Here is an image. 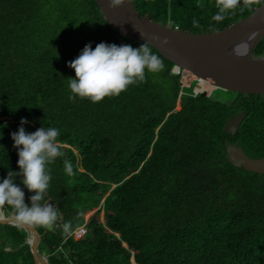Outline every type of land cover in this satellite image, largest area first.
Listing matches in <instances>:
<instances>
[{"label": "trees", "instance_id": "16d2710c", "mask_svg": "<svg viewBox=\"0 0 264 264\" xmlns=\"http://www.w3.org/2000/svg\"><path fill=\"white\" fill-rule=\"evenodd\" d=\"M132 2L152 21L204 34L247 17L264 0H241L222 21L212 19L216 0ZM102 42L143 44L117 33L94 0H0V182L20 171L11 134L22 119L28 133L57 128L66 145L48 166L42 203L61 216L51 228L34 226L39 254L48 264H264V174L229 157L230 147L264 156V95L224 91L227 103L193 95L152 48L164 68L146 71L144 82L97 103L69 100V63L85 45L94 50ZM252 54L264 55V36ZM207 88L199 80L195 90ZM239 112V127L224 131ZM21 179L15 182L30 206L34 193ZM100 203L103 221L95 213L84 237L65 235V222L74 231ZM27 238L22 227L0 223V264H34Z\"/></svg>", "mask_w": 264, "mask_h": 264}, {"label": "clouds", "instance_id": "9594fccd", "mask_svg": "<svg viewBox=\"0 0 264 264\" xmlns=\"http://www.w3.org/2000/svg\"><path fill=\"white\" fill-rule=\"evenodd\" d=\"M249 2L250 0H245V3ZM108 3L110 8H117L125 0H108ZM240 3L241 0H216L218 11L212 19L222 21ZM166 43V40L161 41V46ZM68 67L75 72V79H67L71 92L69 100L78 97L97 103L105 97L118 96L130 85L144 82L146 71H161L164 63L159 55L153 53L148 43L133 48L127 44L117 46L102 42L94 50L90 44L85 45ZM26 123L22 119L21 126L11 134L13 147L18 149L17 165L20 171L9 170L6 178L0 182V216L13 217L19 225L51 228L56 225L61 213L53 204L42 201L52 179L48 166L62 155L58 141L60 131L55 127L41 126L34 133H28L23 127ZM65 168L66 171H71L67 162ZM16 177H21L20 183L24 188L34 193L29 198L30 206L25 203L24 191L15 182ZM6 206L11 209L10 216H5ZM62 228L66 236L72 234L73 226L70 221L65 222Z\"/></svg>", "mask_w": 264, "mask_h": 264}, {"label": "water", "instance_id": "95a60500", "mask_svg": "<svg viewBox=\"0 0 264 264\" xmlns=\"http://www.w3.org/2000/svg\"><path fill=\"white\" fill-rule=\"evenodd\" d=\"M94 1L104 19L117 33L141 43H148L162 57L171 61L176 69L189 73L197 84L199 80H203L223 91L264 95V55L252 54L256 44L264 36V2L247 17L220 31L193 34L174 30L169 23L162 25L141 16L132 0H125L117 8H110L108 0ZM249 33H254L255 36L248 46L247 55H232L229 42ZM165 40L167 43L161 46V41ZM198 93L208 96L205 90L195 91L193 95ZM244 115V112H239L231 116L223 130L237 129ZM233 159L246 171L264 174V156L250 158L240 147H234ZM0 223L22 227L28 234L27 243L34 264H48L46 258L38 252L40 235L34 226L19 225L13 217L4 216H0Z\"/></svg>", "mask_w": 264, "mask_h": 264}, {"label": "rangeland", "instance_id": "374dc122", "mask_svg": "<svg viewBox=\"0 0 264 264\" xmlns=\"http://www.w3.org/2000/svg\"><path fill=\"white\" fill-rule=\"evenodd\" d=\"M173 71V69H172ZM185 72V71H184ZM183 73V72H182ZM187 76H189L190 78H188L187 81L185 76L182 75V78H181V85L183 87H189V86H192V92H195L198 87V84H197V81L195 79L192 78V76L189 74V73H186ZM211 86V85H210ZM212 87V90L210 92H208L207 90L210 89V88H207L205 91L207 92L208 96L211 98V99H214V100H220V101H223V102H228L229 100H231V94L230 93H227V92H224V91H221L213 86ZM180 104V98L177 99V103H176V106H175V109H179V105ZM61 147L62 146H66L65 144H60ZM74 152L76 153V150L73 148ZM233 147H230L229 148V157L233 159ZM101 203L99 204L98 207H96L95 209H93L92 211H89L87 212L86 214H84L83 218H84V221L85 220H88L92 215H94L95 213L98 215L99 219L101 221H103V217H104V212L102 210V206H100ZM75 239H79L77 236L75 237Z\"/></svg>", "mask_w": 264, "mask_h": 264}, {"label": "bare ground", "instance_id": "6f19581e", "mask_svg": "<svg viewBox=\"0 0 264 264\" xmlns=\"http://www.w3.org/2000/svg\"><path fill=\"white\" fill-rule=\"evenodd\" d=\"M254 33H249L244 37H241L236 40H231L229 43H231V49L230 52L234 56H245L247 55L248 46L251 43L252 39L254 38Z\"/></svg>", "mask_w": 264, "mask_h": 264}, {"label": "built area", "instance_id": "2783aa9c", "mask_svg": "<svg viewBox=\"0 0 264 264\" xmlns=\"http://www.w3.org/2000/svg\"><path fill=\"white\" fill-rule=\"evenodd\" d=\"M170 27L173 28L174 30H178V27L176 25H171L169 23ZM178 71H180V73L184 76L185 72L177 69ZM183 72V73H182ZM88 230H87V220H85L82 224H80L73 232H72V236L75 238L76 236L78 238L84 237L87 234Z\"/></svg>", "mask_w": 264, "mask_h": 264}, {"label": "flooded vegetation", "instance_id": "af4514ba", "mask_svg": "<svg viewBox=\"0 0 264 264\" xmlns=\"http://www.w3.org/2000/svg\"><path fill=\"white\" fill-rule=\"evenodd\" d=\"M233 150H234V147H233Z\"/></svg>", "mask_w": 264, "mask_h": 264}]
</instances>
